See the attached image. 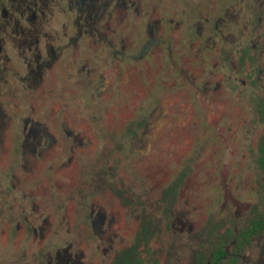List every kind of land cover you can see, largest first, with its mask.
<instances>
[{
    "label": "flooded vegetation",
    "instance_id": "1",
    "mask_svg": "<svg viewBox=\"0 0 264 264\" xmlns=\"http://www.w3.org/2000/svg\"><path fill=\"white\" fill-rule=\"evenodd\" d=\"M0 264H264V0H0Z\"/></svg>",
    "mask_w": 264,
    "mask_h": 264
},
{
    "label": "rangeland",
    "instance_id": "2",
    "mask_svg": "<svg viewBox=\"0 0 264 264\" xmlns=\"http://www.w3.org/2000/svg\"><path fill=\"white\" fill-rule=\"evenodd\" d=\"M79 97L81 98L83 101H87L88 100V96L87 94H82V95H75V98ZM78 100V99H77ZM112 102V99L108 100V105H110V103ZM110 113V111H109ZM108 115V112H106V115H104V117L106 118ZM130 165H133L132 162L130 163ZM160 165H162V161L160 162Z\"/></svg>",
    "mask_w": 264,
    "mask_h": 264
}]
</instances>
